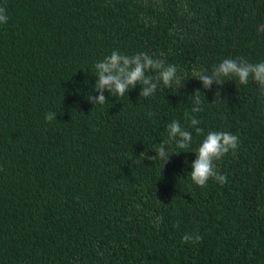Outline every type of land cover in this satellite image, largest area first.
Instances as JSON below:
<instances>
[{"label":"trees","instance_id":"obj_1","mask_svg":"<svg viewBox=\"0 0 264 264\" xmlns=\"http://www.w3.org/2000/svg\"><path fill=\"white\" fill-rule=\"evenodd\" d=\"M0 8V264H264V89L236 77L205 89L192 76L227 58L264 61V0ZM113 50L175 65L183 86L160 83L147 98L139 84L123 97L105 90L106 103L91 104L95 64ZM173 120L191 146L173 142L180 153L165 165L147 159ZM210 131L239 146L215 161L227 182L200 187L191 163ZM185 233L202 239L184 243Z\"/></svg>","mask_w":264,"mask_h":264},{"label":"clouds","instance_id":"obj_2","mask_svg":"<svg viewBox=\"0 0 264 264\" xmlns=\"http://www.w3.org/2000/svg\"><path fill=\"white\" fill-rule=\"evenodd\" d=\"M0 23H7V16L3 8H0ZM95 70L97 79L93 90L99 94L87 96V100L93 105L106 103L105 90L123 97L130 89L139 84L142 86L139 95L147 98L155 93L160 83L166 88H171L173 84L178 88L183 86L182 77L178 75L175 65L166 64L164 60L153 58L147 53L127 56L113 50L110 55L95 64ZM149 73H154V75ZM192 76L202 81L205 89H210L213 83L222 84L225 78L231 77L238 78L240 84H247L251 78L264 89V61L254 64L244 59L227 58L214 66L210 74L207 70L193 69ZM194 104L196 106L192 108V112L200 111L201 101L198 95L195 96ZM185 116L189 121V127L193 128L197 135L202 134L204 130L198 127L200 121L187 113ZM56 117L57 113L55 112L45 114V120L49 122ZM192 139V132L182 127L179 121L173 120L167 126V137L153 149L155 156H149L147 159L163 160L165 165L173 153H180H169V146L173 142L179 149H187L191 146ZM238 146L239 138L230 132H208L195 151L196 159L191 163L192 182L200 187H205L209 179H214L222 185L226 183L227 177L216 170L215 161L220 160L230 151L235 154ZM201 239L199 234L185 233L182 237L184 243L193 244Z\"/></svg>","mask_w":264,"mask_h":264}]
</instances>
